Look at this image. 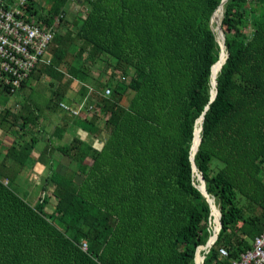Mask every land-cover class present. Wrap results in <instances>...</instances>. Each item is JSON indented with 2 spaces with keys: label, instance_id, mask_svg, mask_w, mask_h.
Masks as SVG:
<instances>
[{
  "label": "trees",
  "instance_id": "obj_1",
  "mask_svg": "<svg viewBox=\"0 0 264 264\" xmlns=\"http://www.w3.org/2000/svg\"><path fill=\"white\" fill-rule=\"evenodd\" d=\"M72 1L83 10L68 19ZM45 2L23 11L29 22L58 24L51 63L16 92L49 77L52 115L87 98L95 112H63L97 144L78 134L56 143L66 122L41 144L26 136L44 121L38 107L0 111V129L14 136L0 147V264H197L215 220L190 158L198 124L195 164L222 222L204 262L233 264L264 231V0L224 2L228 59L216 89L222 51L211 17L222 0ZM16 92L0 82L1 95ZM37 162L49 168L41 188L53 187L52 211L46 195L33 204L11 185Z\"/></svg>",
  "mask_w": 264,
  "mask_h": 264
},
{
  "label": "built area",
  "instance_id": "obj_2",
  "mask_svg": "<svg viewBox=\"0 0 264 264\" xmlns=\"http://www.w3.org/2000/svg\"><path fill=\"white\" fill-rule=\"evenodd\" d=\"M29 0H0V82L8 86L12 92L20 88L21 83L41 63L50 64L49 46L55 36L57 23L44 26L26 20L23 8ZM90 92L93 89L90 87ZM110 94V89H106ZM63 111L81 116L95 107L88 103L87 98L77 106L61 102ZM212 238V235H211ZM210 238V239H211ZM198 247L197 264H205L206 254L215 243ZM86 248V244H84ZM222 257L229 256L226 248H220ZM233 264H264V231L255 237L252 248L241 253L233 260Z\"/></svg>",
  "mask_w": 264,
  "mask_h": 264
},
{
  "label": "rangeland",
  "instance_id": "obj_3",
  "mask_svg": "<svg viewBox=\"0 0 264 264\" xmlns=\"http://www.w3.org/2000/svg\"><path fill=\"white\" fill-rule=\"evenodd\" d=\"M36 1L38 3H40L41 5H43L44 7L48 6L46 4L45 0H36ZM82 10H83V8H82L81 2L72 1L70 4V7H69L68 19L73 18V15H75L76 13H78ZM48 79H49V77H47V76H41L40 78L35 79L34 82L29 85L30 87H28L21 95L19 94V92H16L15 94L7 95V96H3L0 94V111L5 107H10L12 109H15L18 112L26 113L30 110V108H35V107L39 108L40 114H43L42 119L44 121L41 122V125L39 127L34 126V127L30 128L29 132L31 134L27 132L26 136L28 137V136L34 135V136L38 137L41 141V144H43L44 140L47 139V135H49V134L52 135L54 133L55 128H56V126H55L56 122L54 120V115H52L45 108L46 103L48 102V98L51 95V86L49 85ZM31 91H33V92H31ZM30 92H31V94H30ZM31 95H33L32 99H31ZM28 96L30 99L28 98ZM1 97H3V98L1 99ZM25 102L26 103L28 102V104H29L28 107H24ZM40 128H42V130H40ZM0 130L2 131L0 134L1 135L0 139H2V137L4 138L5 135H9V139H12L11 137L14 138V136L12 134H9L2 129H0ZM22 132H24V130L20 131V133H22ZM32 171H33L32 164L28 163L26 165V168L23 170L22 174L19 175V177H17V181H14V182L11 181V185L14 187L17 186L18 191L22 196H25V194H26L25 192L28 191L30 189V187H33V190L35 191L36 195L37 194H39V196L46 195V197L50 198V201L47 205V210H49V211L53 210L54 205L52 203H55L54 202L55 200L52 197L53 187L51 185L47 186L46 191L43 193L42 192L43 190L41 188L43 185V178L41 177V174L37 171L35 173L33 172V176H34L33 180L29 179L30 175H31L30 173ZM214 225H215V222H214ZM214 228H216V226ZM213 230L214 229L212 228V231Z\"/></svg>",
  "mask_w": 264,
  "mask_h": 264
},
{
  "label": "crops",
  "instance_id": "obj_4",
  "mask_svg": "<svg viewBox=\"0 0 264 264\" xmlns=\"http://www.w3.org/2000/svg\"><path fill=\"white\" fill-rule=\"evenodd\" d=\"M54 115V120L56 122V127L57 126H61L64 122H66V124H68L66 127H61V135H54L53 139L56 143H70L71 140L73 139L75 134L80 135L81 137H83L86 140H90L91 142L94 143V145L97 144V140L90 136L87 132H85L82 128L76 127L75 125L73 126V124H75L74 122L71 121V118L69 117V115L63 111H59L56 112ZM60 122V123H59ZM68 122V123H67ZM1 130H0V134H1ZM1 136V135H0ZM11 137V136H10ZM12 139H9V135H5V137L2 139H0V146L3 143L6 144H11V142L13 141V137H11ZM57 140V141H56ZM44 144V143H43ZM43 146V145H41ZM36 155H38V153H35ZM69 164L68 161V157L63 156L60 158V163L58 165V167L60 166V168H64L65 166H67ZM7 166L11 167L14 166V162L12 160L7 162ZM39 172L41 174V177L44 179V177H46V175L49 173V168L47 167V165L41 163V162H37L35 163L34 167H33V171L30 173V178L33 180V172ZM25 196L31 200V202L33 204L37 203L38 201V197L39 194H35V191L33 190V187H30V189L28 191L25 192ZM42 193V192H41ZM52 211V210H51Z\"/></svg>",
  "mask_w": 264,
  "mask_h": 264
},
{
  "label": "bare ground",
  "instance_id": "obj_5",
  "mask_svg": "<svg viewBox=\"0 0 264 264\" xmlns=\"http://www.w3.org/2000/svg\"><path fill=\"white\" fill-rule=\"evenodd\" d=\"M85 1V0H84ZM233 1V0H232ZM238 1V0H236ZM33 2V1H32ZM31 2V3H32ZM51 4V3H50ZM237 6V5H236ZM84 7V6H83ZM231 7V6H230ZM43 8V7H42ZM55 11V10H54ZM223 11H224V7L221 6L218 8L217 12L215 13V16L212 20V24H213V27L216 29V32H217V36L218 38L220 39L221 43H222V52H221V60L220 62L216 65V67L213 69V73H212V79H213V83H214V87H215V80L217 78V75L223 65V63L225 62L226 60V56L227 54L225 53V46H224V43H223V40H222V32H221V28L220 26H218V23H220L222 21V14H223ZM237 11V10H236ZM56 12V11H55ZM229 13V12H228ZM238 15V14H237ZM236 15V16H237ZM44 18V17H43ZM74 18V17H73ZM244 18V17H243ZM225 19V18H224ZM73 23V22H72ZM75 23V22H74ZM80 32V31H79ZM215 33V32H214ZM58 37V36H56ZM60 38V37H59ZM59 41V40H58ZM77 43V42H76ZM83 44V43H82ZM80 47V46H79ZM58 50V49H57ZM53 51V50H52ZM60 51V50H59ZM57 51V53L59 52ZM51 53V52H50ZM55 53V52H54ZM77 53V52H76ZM61 56V55H60ZM80 56V55H79ZM96 57V56H95ZM73 59V58H72ZM228 59V58H227ZM100 61V60H99ZM99 63V62H98ZM48 66V65H47ZM42 67V66H41ZM89 67V66H88ZM44 70V69H43ZM91 70V69H90ZM40 72V71H39ZM41 73V72H40ZM87 73V72H86ZM89 74V73H88ZM71 75V74H70ZM74 75V74H73ZM76 75V74H75ZM112 75V74H111ZM52 77V76H51ZM37 78V77H36ZM39 78V77H38ZM80 78V77H79ZM82 78V77H81ZM47 79V78H46ZM87 81V80H86ZM67 82V81H66ZM48 87V86H47ZM43 88V87H42ZM55 88V87H54ZM104 88V87H103ZM216 89V87H215ZM215 89H213V93H215ZM97 90V89H96ZM68 91V90H67ZM19 92V91H18ZM52 93V92H51ZM59 93V92H58ZM10 94V93H9ZM19 95V94H18ZM52 95V94H51ZM59 99V98H58ZM51 100V99H50ZM26 101V100H25ZM59 101V100H58ZM23 102V101H22ZM58 104V103H57ZM22 105V104H21ZM45 107V106H44ZM43 109V108H42ZM3 112V111H2ZM30 112V111H29ZM95 112V111H94ZM12 114V113H11ZM34 115V114H33ZM16 117V116H15ZM20 117V116H19ZM26 119V118H25ZM23 120V119H22ZM33 120V119H32ZM85 120V119H84ZM83 120V121H84ZM16 123V122H15ZM60 123V122H59ZM88 123V122H87ZM200 123V122H199ZM1 124V123H0ZM46 125V124H45ZM4 126V125H3ZM20 126V125H19ZM67 126V125H66ZM5 127V126H4ZM45 128V127H44ZM91 129V128H90ZM202 127L200 126V124H198L197 128H196V131H195V139H194V145L192 147V154L195 155L197 149H198V145L200 143V131H201ZM6 133V132H5ZM12 133V132H11ZM57 141V140H56ZM202 142V141H201ZM12 144V143H11ZM25 144V143H24ZM45 145V144H44ZM32 146V145H31ZM30 146V147H31ZM68 146V145H67ZM12 148V147H11ZM10 149V148H8ZM41 149V148H40ZM39 149V150H40ZM20 151V149H19ZM18 151V152H19ZM8 153V152H7ZM42 153V152H41ZM92 153V152H91ZM22 154V153H21ZM13 155V154H12ZM15 156V155H14ZM19 157V156H18ZM89 158V157H88ZM20 161V160H19ZM197 172V171H196ZM72 175V174H71ZM82 176V175H81ZM241 193V192H240ZM254 213V212H253ZM252 213V214H253ZM255 214V213H254ZM214 215H215V225H213V231H212V242L216 239V236H217V233H218V227H217V224H218V220H219V211L217 210V206L214 207ZM250 222V221H249ZM248 222V223H249ZM244 223V222H243ZM220 224V223H219ZM216 226V228H214ZM247 227H249L247 225ZM230 234V233H229ZM227 236V235H226ZM218 239V238H217ZM237 239V238H236ZM231 240V239H230ZM219 241V240H218ZM224 242V241H223ZM245 243V242H244ZM248 245V244H246ZM229 248V247H228ZM246 249V248H244ZM198 259H200V257H198ZM206 260V259H205Z\"/></svg>",
  "mask_w": 264,
  "mask_h": 264
},
{
  "label": "water",
  "instance_id": "obj_6",
  "mask_svg": "<svg viewBox=\"0 0 264 264\" xmlns=\"http://www.w3.org/2000/svg\"><path fill=\"white\" fill-rule=\"evenodd\" d=\"M226 0H222V3L220 4V6L219 7H221V6H223V4H224V2H225ZM218 7V8H219ZM217 11V10H216ZM215 11V12H216ZM215 12L213 13V15H212V17H211V24H212V19H213V16H214V14H215ZM218 26H220V28L223 30V28H222V22H220V23H218ZM212 28H213V30L214 31H216V29L213 27V24H212ZM217 33V32H216ZM223 34H222V38H223V43H224V46L226 47V44H225V33H224V30H223V32H222ZM217 39H218V42H219V44H220V46H221V51H222V43H221V41L219 40V38H218V36H217ZM227 56H228V53H227ZM227 56H226V58H227ZM226 61V60H225ZM217 63V62H216ZM215 63V64H216ZM224 64V63H223ZM214 66V65H213ZM215 83H216V85H217V80L215 81ZM212 85H214V83H213V80H212ZM216 94H217V90L215 91V93H213V91H212V96H211V101L212 100H214L215 99V97H216ZM206 108H208V106L206 107ZM200 118H202L203 120H204V114L200 117ZM199 118V119H200ZM198 119V120H199ZM197 120V121H198ZM197 123V122H196ZM203 123V122H202ZM202 129H203V127H202ZM194 134H195V131H194ZM201 140H202V138L200 137V142H201ZM200 144V143H199ZM193 146V145H192ZM191 149H192V147H191ZM191 162H192V166H193V170L196 172V175H197V179L199 180V184H198V187L200 188V190L202 191V193L207 197V199H208V201H209V203H210V205H211V208H212V213L211 214H213V209H214V207H216V204H215V200H214V198L213 197H211L210 196V194L208 193V191H207V189H206V182H205V179H204V177H203V175L198 171V168H197V166H196V164H195V155H193L192 154V152H191ZM217 210L219 211V223H220V227H219V231H220V229H221V227H222V222H221V212H220V210L217 208ZM219 231H218V233H219ZM218 233H217V236H216V239L215 240H217V238H218ZM212 243V240L209 238L208 239V241H207V243L205 244L206 246H208L209 244H211ZM197 253H198V250H197V252H196V260H197ZM196 263H198L197 261H196Z\"/></svg>",
  "mask_w": 264,
  "mask_h": 264
}]
</instances>
